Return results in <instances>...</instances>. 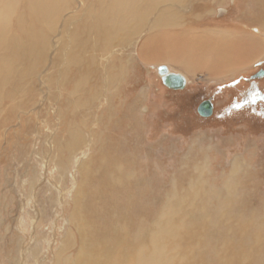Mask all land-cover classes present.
I'll return each mask as SVG.
<instances>
[{
	"label": "rangeland",
	"instance_id": "obj_1",
	"mask_svg": "<svg viewBox=\"0 0 264 264\" xmlns=\"http://www.w3.org/2000/svg\"><path fill=\"white\" fill-rule=\"evenodd\" d=\"M198 1L207 13H195L192 0H185L186 10L175 8L203 24L238 26L264 42V26L250 23L257 12L246 0L217 7L212 0ZM76 6L49 34L58 54L53 65L50 58L43 61L48 65L42 77L40 70L14 100L6 99L0 122V264H68L66 258L76 256L82 262L89 257L81 260L79 254L85 236L95 242L102 234L113 243L139 233L150 238L154 251L159 236L167 235L177 264H264V76L258 77L264 53L229 77L199 71L190 82L173 69L186 78L182 90L164 86L155 70L159 64L137 57L139 43L122 68L116 57L105 59V75L103 58L94 54L89 94L80 93L70 107L66 99L75 83L58 89L45 75L55 72L58 61L66 63L57 40L77 23ZM161 10L154 9L152 20ZM204 101L214 106L208 118L197 110ZM133 111L135 121L128 117ZM72 133L79 142L74 149L64 144ZM116 168L122 173L110 174L121 186L97 196L99 174ZM79 184L85 195L76 205Z\"/></svg>",
	"mask_w": 264,
	"mask_h": 264
},
{
	"label": "bare ground",
	"instance_id": "obj_2",
	"mask_svg": "<svg viewBox=\"0 0 264 264\" xmlns=\"http://www.w3.org/2000/svg\"><path fill=\"white\" fill-rule=\"evenodd\" d=\"M192 1L195 13L206 11V8L201 6L203 2L200 4L198 0ZM212 1L215 6L226 4V0ZM246 1L248 6L257 12V14H251L250 23L263 27L264 0ZM74 2L81 9L73 14L72 21L76 19L78 21L72 22L70 32L62 34L57 40L56 50L59 51L61 60L63 57L64 60L66 59V63L63 66L58 61L55 72L54 69H50L51 71L47 70L45 75L50 77L48 80L54 82L52 84L58 89L63 87L65 90L66 84L75 83L74 92L69 93L66 99L70 107L76 103V97L87 94L91 89L88 85L94 69V54L99 60L103 58L102 63L106 62L105 59H111L114 56L122 68L125 66H122L123 64L128 63L129 54L134 53L131 52L132 49L137 48L135 44L139 43L137 57L140 56L139 59L143 63L148 65L155 63L159 66L164 63L168 69L171 68L170 72L179 68L185 72L187 81L192 82V76L199 71H206L208 77L212 78L229 77L236 70L253 63L255 58L264 53V42L253 38L251 33L245 34L246 31L238 26L224 25L214 21L203 24L201 19H190L181 14L182 11L177 12L176 8L188 9V6H184L185 0H0V122L7 112L6 101L13 99L27 79L33 80L40 70L42 77L46 70L45 68L43 70V67L48 65V63L43 65V61L50 58L51 65L55 62L58 54L51 49L52 40L50 41L49 34L50 32L52 34L51 30L58 26L66 10H77L71 9ZM158 5L162 6V10L158 17L156 14L155 19L152 20L155 15L154 9ZM85 9L87 13L81 19V11ZM208 13L207 15H210V11ZM145 24L148 25L147 32L144 30ZM201 24L205 28H202ZM196 25H199L201 29ZM226 26L227 28H223ZM143 32H146L147 37L139 42L140 34ZM137 36L138 38L132 42ZM248 38H253L254 43L249 44ZM81 51L85 54L92 52L93 55L89 59L82 58L78 56ZM86 65L88 69L85 68ZM155 70L157 73V66ZM102 72L106 74L104 63ZM80 93L82 95H79ZM133 115L134 111L130 112L128 117L135 121ZM76 135L77 133L69 134L64 144L71 145L74 149L79 144ZM106 155L108 156V153ZM113 160L108 159V161ZM80 170L84 171L83 166ZM111 172L120 174L122 169L116 168L115 171L111 169L109 172L106 169L99 174L100 181L95 192L97 196L113 194V190H108V187L121 186L122 181L116 184ZM239 175L237 173L235 181L239 179ZM84 176L87 180L89 179L88 173ZM84 189V186L78 185L77 192L80 191L81 194L76 195V205ZM83 239L87 245L83 246L84 249H81L79 254L81 260L88 255V260L80 262L77 256L70 257L66 258L68 264L83 262V264H177L176 254L170 252L167 235L159 236L155 251L152 249L150 238L140 233L135 239L129 241L126 237L124 241H121L122 243L113 242L114 245L110 238L102 234L95 242L87 236ZM140 244L143 245L139 249L136 245L140 246ZM63 254L64 251L59 253L58 261Z\"/></svg>",
	"mask_w": 264,
	"mask_h": 264
},
{
	"label": "water",
	"instance_id": "obj_3",
	"mask_svg": "<svg viewBox=\"0 0 264 264\" xmlns=\"http://www.w3.org/2000/svg\"><path fill=\"white\" fill-rule=\"evenodd\" d=\"M157 74L167 88L182 90L187 84L186 79L182 75L170 72L167 66H158ZM262 76H264V71L258 74V77ZM197 110L201 117L208 118L213 113V104L210 101H204L199 105Z\"/></svg>",
	"mask_w": 264,
	"mask_h": 264
},
{
	"label": "crops",
	"instance_id": "obj_4",
	"mask_svg": "<svg viewBox=\"0 0 264 264\" xmlns=\"http://www.w3.org/2000/svg\"><path fill=\"white\" fill-rule=\"evenodd\" d=\"M256 64H257V63H256ZM253 65H254V64H252L251 66H249L248 69H250ZM246 69H247V68H246ZM248 69H247V70H248ZM247 70H245V71H247ZM239 71H241V70H239ZM239 71H238V72H239ZM245 71H243V72H245Z\"/></svg>",
	"mask_w": 264,
	"mask_h": 264
},
{
	"label": "flooded vegetation",
	"instance_id": "obj_5",
	"mask_svg": "<svg viewBox=\"0 0 264 264\" xmlns=\"http://www.w3.org/2000/svg\"><path fill=\"white\" fill-rule=\"evenodd\" d=\"M261 63H263V62H262V61H260V63L258 62V64H261ZM258 64H257V65H258ZM213 110H214V109H213Z\"/></svg>",
	"mask_w": 264,
	"mask_h": 264
}]
</instances>
